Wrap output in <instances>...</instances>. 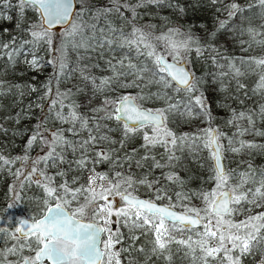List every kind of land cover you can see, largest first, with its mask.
I'll return each mask as SVG.
<instances>
[{
	"label": "snow or ice",
	"instance_id": "6c2138e0",
	"mask_svg": "<svg viewBox=\"0 0 264 264\" xmlns=\"http://www.w3.org/2000/svg\"><path fill=\"white\" fill-rule=\"evenodd\" d=\"M0 113V264H264V0H0Z\"/></svg>",
	"mask_w": 264,
	"mask_h": 264
},
{
	"label": "trees",
	"instance_id": "16d2710c",
	"mask_svg": "<svg viewBox=\"0 0 264 264\" xmlns=\"http://www.w3.org/2000/svg\"><path fill=\"white\" fill-rule=\"evenodd\" d=\"M212 9H206V8H201L199 10H195V11H192L190 12L189 16H188V19L189 20H195V21H205L206 23H208L209 26H211V15H212ZM165 14H167V12H165ZM3 27H7V28H11L12 25L11 24H7L5 23L3 25ZM225 40V37L224 36H220V41H224ZM40 79H43V77H40ZM0 115H3V113H0ZM220 116H223L224 113L223 112H220L219 113ZM35 121H32L31 123H34ZM23 123L27 124L29 123V121H24ZM9 127H12L11 124L8 125ZM184 130H188V129H184ZM10 137H2L0 136V140H4V141H7L9 140ZM24 143L23 140H17V144L18 145H22ZM13 153H19L20 152V147H14L11 149ZM261 162H264L262 161L261 159H257V163H261ZM103 168H106L107 166L104 165L102 166ZM11 182V177H8L7 175H2L0 176V207H3L4 206V199H5V196H6V191H7V187L9 185V183ZM193 187L196 186V184L194 183L192 185ZM16 212L19 214H21V212L23 214L26 215L27 213V209L24 208V207H21V208H17L15 209Z\"/></svg>",
	"mask_w": 264,
	"mask_h": 264
},
{
	"label": "rangeland",
	"instance_id": "374dc122",
	"mask_svg": "<svg viewBox=\"0 0 264 264\" xmlns=\"http://www.w3.org/2000/svg\"><path fill=\"white\" fill-rule=\"evenodd\" d=\"M22 214H23L22 212H21V214H20V213L18 214V213L16 212V210H13V212H12V215H15V216H20V215H22Z\"/></svg>",
	"mask_w": 264,
	"mask_h": 264
},
{
	"label": "water",
	"instance_id": "95a60500",
	"mask_svg": "<svg viewBox=\"0 0 264 264\" xmlns=\"http://www.w3.org/2000/svg\"><path fill=\"white\" fill-rule=\"evenodd\" d=\"M23 215V214H22ZM22 218H26V215L24 216V217H22Z\"/></svg>",
	"mask_w": 264,
	"mask_h": 264
}]
</instances>
